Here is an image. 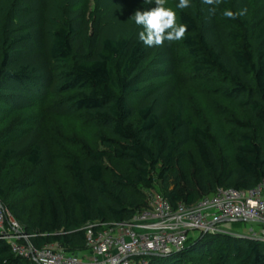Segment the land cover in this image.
Listing matches in <instances>:
<instances>
[{
    "label": "trees",
    "instance_id": "16d2710c",
    "mask_svg": "<svg viewBox=\"0 0 264 264\" xmlns=\"http://www.w3.org/2000/svg\"><path fill=\"white\" fill-rule=\"evenodd\" d=\"M193 5L202 6L207 17L200 19ZM177 16L178 24L186 27L181 42L194 69L226 81L232 104L246 110L247 120L224 134L234 147L232 164L214 152L201 126L184 117L179 100L160 116L150 105L135 112L128 97L139 91L148 70L143 43L130 34L103 31L99 20L92 22L82 9L71 12L51 32L47 56L67 65L60 86L72 92L68 99L75 110L95 122L103 149H88L81 161L71 159L70 182L60 191L44 176L38 178L42 200L33 222L36 232L31 233L34 245L57 242L67 251L85 249L87 224L96 230L128 220L147 207L144 191L147 195L155 189L175 207L179 202L190 205L216 187L251 189L264 179V0H190ZM8 25L0 55L4 103L15 92L29 94L27 82H45L36 57L43 51L41 18L31 14L26 0H17ZM187 145L194 148L195 159L187 157ZM25 152L29 163H40L38 144H30ZM10 154L5 150L1 157ZM105 158L118 162L117 168L107 170ZM186 159L188 167L183 164ZM34 182L8 180L0 188V202L20 224L26 207L7 206L3 198L10 190L23 194ZM200 235L193 241L188 237L177 253L147 257V264H180L197 254L207 260L205 264H264V241ZM0 264L34 263L14 255L0 240Z\"/></svg>",
    "mask_w": 264,
    "mask_h": 264
},
{
    "label": "rangeland",
    "instance_id": "374dc122",
    "mask_svg": "<svg viewBox=\"0 0 264 264\" xmlns=\"http://www.w3.org/2000/svg\"><path fill=\"white\" fill-rule=\"evenodd\" d=\"M16 1L0 0V55L3 39L9 30L11 9ZM176 4V0H166V6L176 12L178 23ZM26 7L37 20L41 18L44 30L43 51L37 53L36 57L43 67L45 82H27L29 94L15 92L7 103L0 99V188L4 189L8 180L26 184L35 181L23 194L10 190L3 198L7 206L26 207L27 214L21 220V226L27 235H33L31 233L36 232L33 222L42 200L38 178L44 176L54 189L60 191L70 182L71 169L68 162L71 159L81 161L87 157L88 149H103L97 138L95 122L75 110L68 99L72 92L60 86L61 73L67 65L54 63L47 56L51 32L61 22L67 21L71 12L82 9L92 22L96 18L99 20L103 31L130 34L139 40L138 33L142 27L135 25L130 17L137 10H150L155 5L145 4L143 0H26ZM251 7L253 11L254 6ZM193 8L198 9L200 19L207 17L208 12L202 6L193 5ZM144 47L148 70L139 91L128 97L132 109L136 112L150 105L152 111L160 116L179 100L184 117L201 126L208 133L214 152L226 156L232 164L234 147L224 134L239 128L238 124L247 120V113L244 108L232 104L227 95V85L223 84L226 81L194 69L195 62L181 40ZM253 135L256 137L257 133ZM30 144L39 145L41 160L38 165H32L26 160L25 149ZM5 150L11 151L7 159L1 157ZM185 150L187 157L196 158L192 146L187 145ZM103 164L108 170L117 168L119 163L105 158ZM183 164L189 166L187 159ZM107 170L104 173L105 182L109 178ZM144 193L148 198L149 195ZM251 228L260 233L263 227L254 222L231 224L234 233L248 234ZM197 236L196 232L189 235L191 241ZM64 250L77 255L85 253V249ZM197 255L192 259L186 258L180 264H198L199 261L205 264L207 260Z\"/></svg>",
    "mask_w": 264,
    "mask_h": 264
},
{
    "label": "built area",
    "instance_id": "2783aa9c",
    "mask_svg": "<svg viewBox=\"0 0 264 264\" xmlns=\"http://www.w3.org/2000/svg\"><path fill=\"white\" fill-rule=\"evenodd\" d=\"M147 207L122 222L94 230L87 224L85 253H68L53 242L32 243L21 224L0 202V240L11 252L34 264H147L149 256H167L181 251L190 235L220 233L264 241V179L251 189L216 187L190 205L172 207L158 191H148ZM254 222L263 228L248 234L234 233L231 224Z\"/></svg>",
    "mask_w": 264,
    "mask_h": 264
},
{
    "label": "clouds",
    "instance_id": "9594fccd",
    "mask_svg": "<svg viewBox=\"0 0 264 264\" xmlns=\"http://www.w3.org/2000/svg\"><path fill=\"white\" fill-rule=\"evenodd\" d=\"M145 4L154 3L155 7L150 10H137L131 15L135 25L141 26L138 39L145 46H159L163 42L180 41L184 37L186 27L183 23L176 22V12L172 7L166 6V0H143ZM190 0H178L175 5L178 9L189 7ZM210 3V0H205ZM225 15L231 17V12Z\"/></svg>",
    "mask_w": 264,
    "mask_h": 264
}]
</instances>
